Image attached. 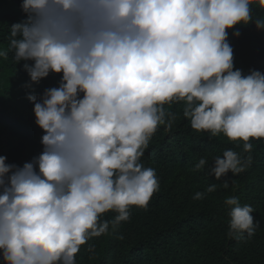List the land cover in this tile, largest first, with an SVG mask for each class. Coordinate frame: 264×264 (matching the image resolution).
I'll use <instances>...</instances> for the list:
<instances>
[{
    "label": "clouds",
    "instance_id": "obj_1",
    "mask_svg": "<svg viewBox=\"0 0 264 264\" xmlns=\"http://www.w3.org/2000/svg\"><path fill=\"white\" fill-rule=\"evenodd\" d=\"M251 3L23 0L27 17L11 25L8 48L16 62L34 61L23 65L31 81L50 72L62 77L40 102L27 97L45 133L43 151L23 167L0 156L5 264H76L81 245L128 221L132 206L146 208L159 182L140 158L159 125L172 127L165 104L184 102L194 130L222 133L252 151L250 140L264 138V72L234 70L226 31L253 20ZM258 4L264 8V0ZM255 24L264 29V20ZM0 56L7 58V50ZM251 162L228 149L214 158L209 174L220 180ZM206 164L201 158L194 170ZM222 186L229 187L228 179ZM225 203L228 235L251 238L254 209L237 197ZM109 211L117 213L114 219L101 221Z\"/></svg>",
    "mask_w": 264,
    "mask_h": 264
},
{
    "label": "trees",
    "instance_id": "obj_2",
    "mask_svg": "<svg viewBox=\"0 0 264 264\" xmlns=\"http://www.w3.org/2000/svg\"><path fill=\"white\" fill-rule=\"evenodd\" d=\"M22 2L0 0V51L8 52L7 58L0 56V156L6 157V164L18 167L38 156L44 147V130L35 123L34 102L27 97L35 94L40 102L44 90L59 87L62 77V73L50 72L39 82L31 81L23 65L34 61L16 62L8 48L11 25L27 17L20 7ZM250 10L252 21L226 29L234 70L241 69L244 74L250 70L264 72V29L255 24L256 19L264 20V8L252 0ZM237 30L238 36L234 35ZM175 104L164 105L170 116ZM250 142L253 148L248 153L243 150V141L229 140L222 133L213 136L196 131L190 120L172 121L171 129L159 125L140 158L144 167L155 169L159 190L146 208L132 206L128 221H122L115 230L110 225L107 234L91 237L81 245L76 264H264V138ZM228 149L242 157L250 155L252 162L244 171L229 172L217 180L209 169L214 158ZM201 158L207 164L194 170L199 189L172 177L182 166L194 169ZM224 179L229 181L227 189L222 186ZM212 184L217 189L206 192ZM196 192H204V198L193 199ZM228 197H237L242 206L248 204L254 209L251 215L258 224L251 238L246 232L244 238L228 235ZM116 214L109 211L100 219L111 222ZM0 264H5L2 250Z\"/></svg>",
    "mask_w": 264,
    "mask_h": 264
},
{
    "label": "rangeland",
    "instance_id": "obj_3",
    "mask_svg": "<svg viewBox=\"0 0 264 264\" xmlns=\"http://www.w3.org/2000/svg\"><path fill=\"white\" fill-rule=\"evenodd\" d=\"M185 104L182 101H176V104L174 105L173 111L171 113V116H174L173 122H180V121H189V118L185 117L183 115ZM172 177H174L179 182H184L187 180L191 184H193V190L200 188V183L196 179V172L193 168L189 166H182L178 169H176L172 173Z\"/></svg>",
    "mask_w": 264,
    "mask_h": 264
}]
</instances>
